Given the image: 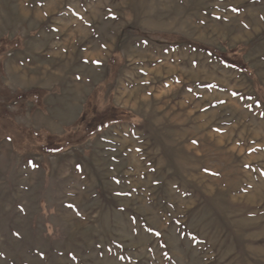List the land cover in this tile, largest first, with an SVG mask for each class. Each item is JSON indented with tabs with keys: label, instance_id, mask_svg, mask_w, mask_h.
Instances as JSON below:
<instances>
[{
	"label": "rangeland",
	"instance_id": "rangeland-1",
	"mask_svg": "<svg viewBox=\"0 0 264 264\" xmlns=\"http://www.w3.org/2000/svg\"><path fill=\"white\" fill-rule=\"evenodd\" d=\"M0 264H264V0H0Z\"/></svg>",
	"mask_w": 264,
	"mask_h": 264
},
{
	"label": "trees",
	"instance_id": "trees-1",
	"mask_svg": "<svg viewBox=\"0 0 264 264\" xmlns=\"http://www.w3.org/2000/svg\"><path fill=\"white\" fill-rule=\"evenodd\" d=\"M114 112V113H113ZM97 113L94 111H90V110H86L85 114L82 115L81 119L79 121H77V126H81L83 127L84 125H86V122L89 123L86 120V116L87 115H92V119L95 118L96 120V124L95 126L93 125L90 129L85 128V132L83 133L84 135L86 134V136H90L96 132L101 131L102 129H104L106 126H108L111 123H115V122H121V121H127V118H125V114L123 112H116V111H112V109L109 108L108 112L103 113L102 115H99L100 117L96 118ZM95 116V117H94ZM84 124V125H83ZM51 139L48 137L46 139L45 145H44V150L52 152L54 153H59L60 151H62L64 148H66L67 146L70 145V143L67 141V139H64L63 141H61L59 143V147H55L54 145H52ZM64 146V147H63Z\"/></svg>",
	"mask_w": 264,
	"mask_h": 264
}]
</instances>
